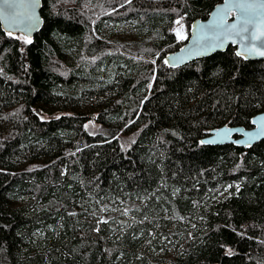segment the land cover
Instances as JSON below:
<instances>
[{
  "label": "trees",
  "instance_id": "trees-1",
  "mask_svg": "<svg viewBox=\"0 0 264 264\" xmlns=\"http://www.w3.org/2000/svg\"><path fill=\"white\" fill-rule=\"evenodd\" d=\"M220 1L42 0L31 43L0 27V264H264V139L200 142L251 127L264 60L164 61Z\"/></svg>",
  "mask_w": 264,
  "mask_h": 264
},
{
  "label": "water",
  "instance_id": "water-1",
  "mask_svg": "<svg viewBox=\"0 0 264 264\" xmlns=\"http://www.w3.org/2000/svg\"><path fill=\"white\" fill-rule=\"evenodd\" d=\"M41 7L42 0H0L1 29L12 35L32 38L43 25ZM233 25L236 27L233 28ZM229 46H233L235 54L239 53L238 56L245 60H264V55H260L264 52V0H221L216 3L206 17L190 22L186 41L178 49L167 53L164 61L170 67H179L195 59L224 52ZM262 139L264 110L251 117V127L222 124L210 128L200 142L248 147Z\"/></svg>",
  "mask_w": 264,
  "mask_h": 264
},
{
  "label": "rangeland",
  "instance_id": "rangeland-1",
  "mask_svg": "<svg viewBox=\"0 0 264 264\" xmlns=\"http://www.w3.org/2000/svg\"><path fill=\"white\" fill-rule=\"evenodd\" d=\"M179 22V23H178ZM190 25L188 26L186 21H185V15H179L176 17L173 25H172V30L174 31L176 38L177 39H185L188 37L189 34V28ZM124 26H116L114 29L112 28L111 30H108L107 34V41H108V47L110 51L113 50H118L121 46L117 43V36L119 33H122L124 30ZM15 37H18L22 40L25 41V36L21 35V34H16L13 35ZM180 37H183L182 39ZM29 39V38H27ZM85 126L87 129H90L91 131H93L94 129L97 128V124L93 119H89L88 121H86ZM136 137V133L132 132V131H121L118 134V138H119V143L123 146V147H128L131 142L135 139Z\"/></svg>",
  "mask_w": 264,
  "mask_h": 264
},
{
  "label": "snow or ice",
  "instance_id": "snow-or-ice-1",
  "mask_svg": "<svg viewBox=\"0 0 264 264\" xmlns=\"http://www.w3.org/2000/svg\"><path fill=\"white\" fill-rule=\"evenodd\" d=\"M237 6H238V7H241V8H245V7H247V8H251V7H252V5H247V6H245V5H237ZM178 23H179V22H178ZM245 23H250V21H245ZM232 27L235 28L236 26L233 25ZM8 35H12V33L9 32ZM180 38L182 39L183 37H180ZM252 38L255 39V38H256L255 35H253ZM25 42H26V43H31V41L28 40L27 38H25ZM237 54L239 55V53H237ZM260 55H264V52L260 53ZM166 63H167V61H166ZM208 142H211V141H202V143H208Z\"/></svg>",
  "mask_w": 264,
  "mask_h": 264
}]
</instances>
